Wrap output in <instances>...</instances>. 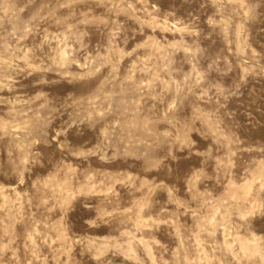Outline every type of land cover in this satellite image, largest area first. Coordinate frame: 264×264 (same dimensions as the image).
<instances>
[{
	"label": "rangeland",
	"instance_id": "obj_1",
	"mask_svg": "<svg viewBox=\"0 0 264 264\" xmlns=\"http://www.w3.org/2000/svg\"><path fill=\"white\" fill-rule=\"evenodd\" d=\"M0 264H264V0H0Z\"/></svg>",
	"mask_w": 264,
	"mask_h": 264
}]
</instances>
